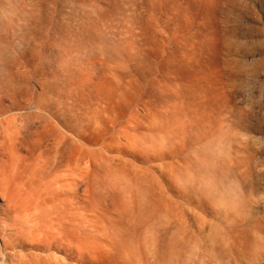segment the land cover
I'll return each mask as SVG.
<instances>
[{"label":"rangeland","instance_id":"374dc122","mask_svg":"<svg viewBox=\"0 0 264 264\" xmlns=\"http://www.w3.org/2000/svg\"><path fill=\"white\" fill-rule=\"evenodd\" d=\"M0 264H264V0H0Z\"/></svg>","mask_w":264,"mask_h":264}]
</instances>
